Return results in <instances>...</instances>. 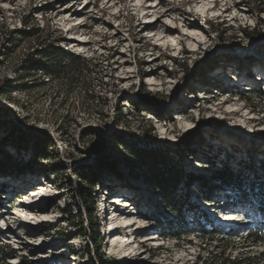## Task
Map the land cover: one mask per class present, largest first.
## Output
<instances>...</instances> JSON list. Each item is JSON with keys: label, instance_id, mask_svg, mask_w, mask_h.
<instances>
[{"label": "rangeland", "instance_id": "1", "mask_svg": "<svg viewBox=\"0 0 264 264\" xmlns=\"http://www.w3.org/2000/svg\"><path fill=\"white\" fill-rule=\"evenodd\" d=\"M258 1L0 0V38L25 24L41 30L11 44L0 40V147L18 164L32 154L29 147L14 153L17 131L46 133L54 146L32 171L0 177V248L12 253L7 264H95L98 254L115 264H264V240L248 234L264 235V194L218 184L205 192L208 203L192 186L178 190L170 210L142 190L140 176L102 173L92 227L73 191L97 155L123 159L112 135L174 151L181 171L206 180L225 161L239 163L243 183L253 171L264 180V0ZM167 27L171 36L161 40ZM44 42L94 60V101L78 88L66 91L57 76L35 72L33 65L51 64L31 56ZM205 69L232 93L196 78ZM61 162L66 170L57 179L44 173V166ZM187 195L194 210H186ZM115 197L135 200L132 215L121 213L134 225L109 235L104 215L119 202ZM90 235L99 237L97 247Z\"/></svg>", "mask_w": 264, "mask_h": 264}, {"label": "trees", "instance_id": "2", "mask_svg": "<svg viewBox=\"0 0 264 264\" xmlns=\"http://www.w3.org/2000/svg\"><path fill=\"white\" fill-rule=\"evenodd\" d=\"M257 2L260 1L257 0ZM207 24L211 26V23ZM39 32H41V30L38 28L26 30L25 24L23 29L8 31L7 35L10 38H7L5 36V39L0 38V40L5 41L7 44H11V42L14 41V38L30 39L31 37L37 35ZM253 34L254 32L248 33V36H250L249 38H254ZM31 56H39L41 58H44L47 62H51L50 65H33L35 66V72L40 71L50 76H57L60 79L59 85L62 86L66 91L70 92L74 88H78L79 91L83 92L86 101L95 100V96L90 89L92 86L91 74L95 73V70L97 69V65L94 60H88L71 51H64L63 49L54 47L53 45H50V43L46 42L41 43V45H39L37 49L32 52ZM227 60L229 59H225V61ZM61 61L65 62L63 66L60 65ZM28 68L30 69V67ZM203 77L205 78L206 83L212 81L211 83L218 85V88L216 89L217 92L221 94L232 93L231 90L234 87L231 88L229 86V88L228 85L226 86L218 80L207 78L206 69L203 70L200 75L196 76V78L200 80H202ZM3 83L9 85V81H3L2 85ZM6 88L7 89L5 91H10L11 86H6ZM17 134L19 138L17 137L13 139L16 141V143H11L12 148L14 149V153L20 154L22 151L25 152L29 147L32 156L24 163L20 161V163L15 164L12 155H10L7 151H5V149L0 147L1 178H4L5 176H9L11 174H21L24 172L32 171L33 167L36 165L39 166L42 160H47L49 156L48 151L54 147L52 141L50 140V137L46 133H34L32 135H27V133L19 130L17 131ZM262 136H264V133L262 134ZM28 137H30L31 139H28ZM112 137V139L115 140V143L122 146L121 155L123 156V159L121 161H118L116 159L112 160L106 157H102L101 154L97 155L95 160H92V162H95L93 166L91 164L86 173H80V176L78 177L79 181L75 183L73 189L76 200L79 201L87 211H89V222L92 227L94 226L92 216L93 214L91 213V210L94 208L95 188L98 187L100 183V175L102 173L112 174L119 179H129V176L132 177L133 174H136V176H140L141 179H143L141 185L142 190L149 191L151 195L158 196L160 200H163L164 203L167 204L170 210L174 209L175 207L176 202L174 198L176 197V195H178V190L180 189L182 190V192H187L190 191L192 186L196 188L198 196L203 199L205 198V202L208 203L210 202L209 199H207V194L205 192H209L211 187H216L218 186V184L232 189L240 188L241 192L243 194L247 193V195H249L250 193H255L258 195L264 194V180L262 181L256 172H252V175L248 178L247 183H243L240 181L241 179H239L238 176L240 171H238L237 169L239 163L236 161L233 163H227L225 161L222 164L221 170L215 172L209 180H206L202 176L190 173L186 174L184 171H181L176 163V158L171 155L172 153H174V151H170L169 149H162L161 147L148 148L147 146L140 145L139 147H136V145L132 146L131 142L124 141L120 136L112 135ZM244 169H248V167H244ZM64 170H66V167L62 162L59 163V165L56 167H48L47 165L43 167V171L45 174L51 175L56 179ZM241 184H246V187L244 189H241ZM129 185L132 187L134 186V188L139 187V185L137 184L131 185V183H128V186ZM2 192H4V185H0V193ZM243 196L244 195H242L239 199L245 198V196ZM186 199V204L188 206L186 210H194L195 207L193 205V201H191L194 199H192L189 195H187ZM67 213L70 218H74L70 212ZM78 218L79 220H81L80 223H82L81 211H79ZM166 222L170 224V227L175 226L173 218H167ZM197 222V224L200 225L199 221ZM96 228L97 226L95 227V229ZM248 234H250L249 237L254 238V240H264V235L258 237L257 232H251ZM174 237L176 238L177 236ZM89 239L92 240V243L96 247L100 243L99 237L94 239L91 238L90 235ZM0 250V258H2V262L3 264H7V257H11L12 253L7 247L0 248ZM95 264L115 263L105 258L103 255L98 254L96 256Z\"/></svg>", "mask_w": 264, "mask_h": 264}, {"label": "bare ground", "instance_id": "3", "mask_svg": "<svg viewBox=\"0 0 264 264\" xmlns=\"http://www.w3.org/2000/svg\"><path fill=\"white\" fill-rule=\"evenodd\" d=\"M187 1L189 3H195L196 1H200V0H187ZM184 26L187 27L188 26L187 23L184 24ZM189 27L195 28V25L194 24H190ZM160 31L158 33V36H160V38L162 37L161 40H163L166 36H171V30L169 29V27L163 28L162 31L161 32ZM36 187H37V189L42 190V186L41 185H37ZM33 191H29V192L31 193ZM30 195L32 196V195H37V194L31 193ZM115 198H118L119 201L122 200V197H115ZM112 206H114V202L112 203ZM114 210L115 209L112 208V212H114ZM133 210H134V208H129V210L128 211H124V213L127 212V213H130V215H132L131 213L133 212ZM123 214L116 213L115 216L112 215V214H110L109 220H108L109 221V223H108V232H109V235L110 234H113V233H120V232L124 233L123 232L124 229H128L130 227H133L134 223H131L132 222L131 221L132 219L129 218V216H124ZM118 225H120V226H118ZM134 229H135L134 231H138L139 230V227L138 228H134ZM112 238H114V240L116 241V246L115 247H117V245H118V242H117L118 237H117V235H113ZM112 246L113 245L111 244L110 250L112 252H114L115 251V247H112ZM124 263L125 264H138L135 261L126 262V260H124Z\"/></svg>", "mask_w": 264, "mask_h": 264}]
</instances>
